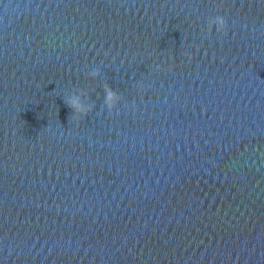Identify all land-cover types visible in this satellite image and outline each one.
I'll return each instance as SVG.
<instances>
[{"label": "water", "instance_id": "95a60500", "mask_svg": "<svg viewBox=\"0 0 264 264\" xmlns=\"http://www.w3.org/2000/svg\"><path fill=\"white\" fill-rule=\"evenodd\" d=\"M0 264H264V0H0Z\"/></svg>", "mask_w": 264, "mask_h": 264}, {"label": "clouds", "instance_id": "9594fccd", "mask_svg": "<svg viewBox=\"0 0 264 264\" xmlns=\"http://www.w3.org/2000/svg\"><path fill=\"white\" fill-rule=\"evenodd\" d=\"M213 27H215L217 32L226 34L227 21L225 17L217 15L210 18L207 24V32L209 34L212 32ZM157 68H159V66H157ZM89 75L92 78H96L100 75V71L99 69H94L89 73ZM103 91L105 94L103 105L109 113H112L117 108L123 97L106 83L103 85ZM87 96L88 94L86 92L78 90L63 99L65 105L72 110V121L79 122L82 117H86L93 111L94 103H85V98H87Z\"/></svg>", "mask_w": 264, "mask_h": 264}]
</instances>
